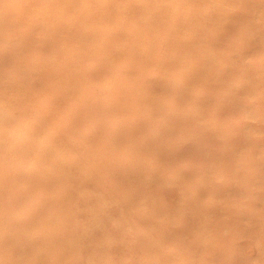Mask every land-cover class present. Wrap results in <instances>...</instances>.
Masks as SVG:
<instances>
[{
    "label": "rangeland",
    "instance_id": "1",
    "mask_svg": "<svg viewBox=\"0 0 264 264\" xmlns=\"http://www.w3.org/2000/svg\"><path fill=\"white\" fill-rule=\"evenodd\" d=\"M0 264H264V0H0Z\"/></svg>",
    "mask_w": 264,
    "mask_h": 264
},
{
    "label": "bare ground",
    "instance_id": "2",
    "mask_svg": "<svg viewBox=\"0 0 264 264\" xmlns=\"http://www.w3.org/2000/svg\"><path fill=\"white\" fill-rule=\"evenodd\" d=\"M85 211V210H84ZM82 212V211H81Z\"/></svg>",
    "mask_w": 264,
    "mask_h": 264
}]
</instances>
